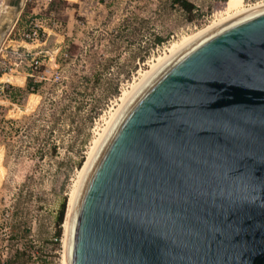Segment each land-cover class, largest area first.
I'll return each mask as SVG.
<instances>
[{
  "label": "water",
  "instance_id": "95a60500",
  "mask_svg": "<svg viewBox=\"0 0 264 264\" xmlns=\"http://www.w3.org/2000/svg\"><path fill=\"white\" fill-rule=\"evenodd\" d=\"M68 264H264V9L128 106L80 190Z\"/></svg>",
  "mask_w": 264,
  "mask_h": 264
},
{
  "label": "rangeland",
  "instance_id": "374dc122",
  "mask_svg": "<svg viewBox=\"0 0 264 264\" xmlns=\"http://www.w3.org/2000/svg\"><path fill=\"white\" fill-rule=\"evenodd\" d=\"M189 1L199 9L200 25L169 0H20L12 31L39 17L48 24L38 47L45 79L12 77L0 91V264H62L63 222L58 244L54 235L58 206L63 198L67 203L91 140L121 91L173 43L197 39L222 17L264 0L226 7L222 0ZM11 26L0 42L11 37ZM155 36H165L157 47L151 44ZM61 48L65 57L58 55ZM139 54L145 55L142 63ZM57 63L61 81L50 77ZM81 75L87 84L78 83ZM115 88L118 95L110 98Z\"/></svg>",
  "mask_w": 264,
  "mask_h": 264
},
{
  "label": "bare ground",
  "instance_id": "6f19581e",
  "mask_svg": "<svg viewBox=\"0 0 264 264\" xmlns=\"http://www.w3.org/2000/svg\"><path fill=\"white\" fill-rule=\"evenodd\" d=\"M252 8V7H251ZM249 9V10H248ZM243 11L242 13L236 14L234 16L228 17H222L220 21L213 22L212 24L214 27L212 29H208V32H204L203 35H199L200 37L197 39H190L188 36H184L183 39L179 42H175L172 44L170 48V53H164L156 57L154 61H152L149 65V67L145 70H143L138 79L134 80L130 87L127 89H124L121 91L120 95L117 99V105L114 107L110 113V116L108 119H106V122L103 124L101 129L95 132L94 137L91 140L90 146L88 148V151L86 152V156L84 159V162L82 163L81 168L78 170V176L77 179L72 184V187L69 191L67 203H66V209L64 214V221L62 223L63 227V235H62V247H63V253H62V264H68V245H69V236H70V229H71V222L72 217L74 214L76 202L80 193V190L82 188V185L93 165L95 162L98 154L100 153L102 147L104 146L106 140L108 139L110 133L112 132L113 128L115 127L116 123L118 122L119 118L122 116V114L125 112V110L128 108V106L132 103V101L135 99V97L138 95V93L162 70L164 69L168 64H170L174 59H176L179 55H181L184 51H186L188 48L193 46L195 43L203 39L205 36L223 28L224 26L242 18L247 15H250L252 13L261 11L264 9V1L260 2L255 6L254 8ZM16 14H13L12 17L9 20V24L11 25L14 21ZM9 25V26H10ZM209 27V26H208ZM202 34V33H200ZM198 35V34H197ZM196 36V35H195ZM194 36V37H195ZM192 38V37H191ZM2 39V33H0V40ZM188 42V43H187ZM190 42V43H189Z\"/></svg>",
  "mask_w": 264,
  "mask_h": 264
},
{
  "label": "built area",
  "instance_id": "2783aa9c",
  "mask_svg": "<svg viewBox=\"0 0 264 264\" xmlns=\"http://www.w3.org/2000/svg\"><path fill=\"white\" fill-rule=\"evenodd\" d=\"M53 24L54 22H52ZM13 25L12 23L7 33V35L11 34L8 41L4 43L3 39L0 42V91L12 84V77H21L23 81L28 77L38 82L45 79L44 70L41 69L44 54H40L42 49L38 47L45 40L44 28H48L46 20L40 17L37 20H24L19 27L12 31ZM22 54H27L29 59L24 60L21 57ZM66 54L65 48H61L58 52L59 56L65 57ZM24 65L26 69H22ZM53 65L57 71L51 73L50 77L53 81H61L62 76L58 70L62 68V65L58 63Z\"/></svg>",
  "mask_w": 264,
  "mask_h": 264
},
{
  "label": "trees",
  "instance_id": "16d2710c",
  "mask_svg": "<svg viewBox=\"0 0 264 264\" xmlns=\"http://www.w3.org/2000/svg\"><path fill=\"white\" fill-rule=\"evenodd\" d=\"M225 1L224 2V7L228 6L229 3H241V0H222ZM244 1H248V2H252V1H256V0H244ZM169 5L170 6H175L178 11L185 17V19H187L189 22L193 23V22H197V25H200V21L196 20V16L199 13V9L198 7L191 1L189 0H169ZM165 40V36H155L154 39L152 40L151 44H153L155 47H157L158 45H161L162 42ZM23 58L28 57V55L26 54H22ZM145 59V55L144 54H139L137 56V60H139L141 63L144 61ZM22 69H26V66H22ZM125 81H127L129 79L128 75H125ZM89 78L85 75H81L79 76V80L78 83L80 84L81 82H84L85 84H87ZM71 94L75 93V90L71 89L70 91H68ZM63 93L65 95L66 91H63ZM118 95V90L117 88L113 89L109 96L110 98H114ZM82 161V156L78 162V164H80ZM66 208V203H65V198L62 199L61 203L58 206V210L56 213V217H55V231H54V235H55V240H57V244H58V238L60 236V232H61V223L63 222V215L65 214V209Z\"/></svg>",
  "mask_w": 264,
  "mask_h": 264
},
{
  "label": "flooded vegetation",
  "instance_id": "af4514ba",
  "mask_svg": "<svg viewBox=\"0 0 264 264\" xmlns=\"http://www.w3.org/2000/svg\"><path fill=\"white\" fill-rule=\"evenodd\" d=\"M19 6L20 0H0V17L2 18L0 33H2V36L4 35L6 27L10 25V18L13 14H16Z\"/></svg>",
  "mask_w": 264,
  "mask_h": 264
}]
</instances>
